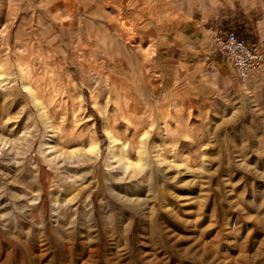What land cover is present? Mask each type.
Returning <instances> with one entry per match:
<instances>
[{
	"label": "rangeland",
	"instance_id": "374dc122",
	"mask_svg": "<svg viewBox=\"0 0 264 264\" xmlns=\"http://www.w3.org/2000/svg\"><path fill=\"white\" fill-rule=\"evenodd\" d=\"M211 27L264 51V0H0V264H264V72Z\"/></svg>",
	"mask_w": 264,
	"mask_h": 264
},
{
	"label": "built area",
	"instance_id": "2783aa9c",
	"mask_svg": "<svg viewBox=\"0 0 264 264\" xmlns=\"http://www.w3.org/2000/svg\"><path fill=\"white\" fill-rule=\"evenodd\" d=\"M217 52L226 57L238 78L246 82L255 72H264V51L256 44H250L236 32L222 31L216 27L208 30Z\"/></svg>",
	"mask_w": 264,
	"mask_h": 264
},
{
	"label": "bare ground",
	"instance_id": "6f19581e",
	"mask_svg": "<svg viewBox=\"0 0 264 264\" xmlns=\"http://www.w3.org/2000/svg\"><path fill=\"white\" fill-rule=\"evenodd\" d=\"M97 147H98L97 144L92 145V146L88 149V152H95V149H96ZM140 160H141V159H140ZM120 162L122 163L124 169L130 168V167H133L132 164H131L130 158L127 157L126 155L123 156L122 158H120ZM140 162H141V161H140Z\"/></svg>",
	"mask_w": 264,
	"mask_h": 264
}]
</instances>
